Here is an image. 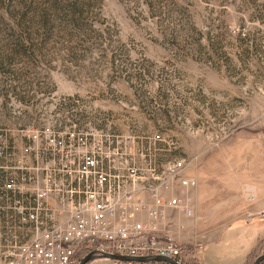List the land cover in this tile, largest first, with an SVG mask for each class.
I'll list each match as a JSON object with an SVG mask.
<instances>
[{
  "label": "rangeland",
  "instance_id": "1",
  "mask_svg": "<svg viewBox=\"0 0 264 264\" xmlns=\"http://www.w3.org/2000/svg\"><path fill=\"white\" fill-rule=\"evenodd\" d=\"M70 125L83 142L133 136L122 151L142 166L183 159L198 179L181 218L192 243L248 219L202 213L218 201L205 199L212 186L247 184L264 164V0H0V143ZM152 133L163 150L145 148ZM243 239L209 264H236ZM253 253L249 264L264 239Z\"/></svg>",
  "mask_w": 264,
  "mask_h": 264
},
{
  "label": "built area",
  "instance_id": "2",
  "mask_svg": "<svg viewBox=\"0 0 264 264\" xmlns=\"http://www.w3.org/2000/svg\"><path fill=\"white\" fill-rule=\"evenodd\" d=\"M81 138L74 125L45 126L32 129L19 148L0 143V212L6 218L0 264H79L90 251L200 264L201 244L180 243L167 232L173 222L166 221L168 210L192 215L191 198L174 193L197 186L184 174V160L142 166L122 151L134 140L129 134L97 130ZM143 141L156 152L163 139L152 133ZM98 260L172 264H87Z\"/></svg>",
  "mask_w": 264,
  "mask_h": 264
},
{
  "label": "crops",
  "instance_id": "3",
  "mask_svg": "<svg viewBox=\"0 0 264 264\" xmlns=\"http://www.w3.org/2000/svg\"><path fill=\"white\" fill-rule=\"evenodd\" d=\"M261 165L255 171L253 179L247 184L234 181L233 183L228 182L226 185L216 184L210 189L211 194L207 195L205 199L211 196L213 200L218 201H216V204H211V207L207 206L209 208L205 210L206 212L204 211L202 213L203 215L207 217L213 215L217 218L245 216L248 219L235 221L217 234H206L204 237L205 243L202 249L198 251L200 264H209L210 259L215 258L214 256L220 252V246L222 244L238 241V238L242 235L245 237L243 240L247 243V249L249 251L236 264H249L250 254L256 250L258 243L264 239V164ZM185 175L193 177L186 172ZM197 186L195 189H197ZM189 191L187 188H177L174 193L179 194L180 197H186V195L190 194ZM201 191V186L198 191H194V201L196 204H198L197 201L200 197L201 199L204 197V195L203 197L201 196ZM223 194L225 196L221 197ZM237 202L239 206L234 208ZM224 203L229 204H226L225 207L223 206ZM243 203H247V205ZM231 207L234 209H230ZM166 214V221H173L168 228V234L180 243H192L191 241L194 240L193 237L186 236L183 233L189 227V221L181 220L185 216L177 209H170ZM170 216H173V219H170ZM5 220L6 218L0 212V232L6 227ZM209 247H212L211 252L206 251ZM261 264H264V262Z\"/></svg>",
  "mask_w": 264,
  "mask_h": 264
},
{
  "label": "water",
  "instance_id": "4",
  "mask_svg": "<svg viewBox=\"0 0 264 264\" xmlns=\"http://www.w3.org/2000/svg\"><path fill=\"white\" fill-rule=\"evenodd\" d=\"M94 259H119L122 261H128V260H137V261H169L172 264H177L174 261H171L169 259H165L162 257H153V258H143V257H128V256H118V255H113V254H108V253H97L96 251H90L87 253L79 262V264H87L88 262L94 260ZM264 262V253L260 254L256 257V259L253 261L252 264H261Z\"/></svg>",
  "mask_w": 264,
  "mask_h": 264
},
{
  "label": "trees",
  "instance_id": "5",
  "mask_svg": "<svg viewBox=\"0 0 264 264\" xmlns=\"http://www.w3.org/2000/svg\"><path fill=\"white\" fill-rule=\"evenodd\" d=\"M254 251H255V250H254ZM254 251H253V252H254ZM253 252L250 254L251 256H253V255H254V253H253Z\"/></svg>",
  "mask_w": 264,
  "mask_h": 264
}]
</instances>
